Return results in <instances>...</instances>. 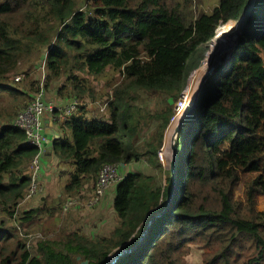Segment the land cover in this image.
Wrapping results in <instances>:
<instances>
[{"label": "trees", "instance_id": "1", "mask_svg": "<svg viewBox=\"0 0 264 264\" xmlns=\"http://www.w3.org/2000/svg\"><path fill=\"white\" fill-rule=\"evenodd\" d=\"M210 1L215 5L205 11ZM249 1L0 0V91L22 94L7 85H16L13 79L24 75L19 65L32 67L42 49L44 95L54 80L61 81L57 96L93 99L87 77L116 73L105 96L107 121L75 116L46 149L73 168L64 194L80 193L104 164L146 161L171 184L157 152L173 104L194 71L192 92L212 47L232 35ZM138 92L162 107L146 117L136 105ZM14 119L0 105V264H106L115 251L135 246L148 215L164 193L169 197L167 184L161 188L157 177L139 172L115 188L110 234L62 229L54 239L37 240L29 253L12 220L17 215L19 228L31 229L39 213L24 202L37 151L25 145ZM192 120L183 148L178 136L177 183L166 213L115 264H187L190 246L204 250L202 264H264V210H255L264 196V0H255L229 57L202 86ZM150 121L158 124L140 141ZM242 182L243 199L236 197Z\"/></svg>", "mask_w": 264, "mask_h": 264}, {"label": "rangeland", "instance_id": "2", "mask_svg": "<svg viewBox=\"0 0 264 264\" xmlns=\"http://www.w3.org/2000/svg\"><path fill=\"white\" fill-rule=\"evenodd\" d=\"M214 5H215V2L210 1L209 3H207L203 7V9L205 11H210ZM232 25L233 24H231V26ZM227 37L228 38L223 37L222 39L217 41L215 46H213L214 48L212 47V50H213L212 53L214 55L212 56V58L210 60H212L213 57L217 53H219L220 49L224 46V43L231 37V34H230V36H227ZM208 46H209V44H208ZM43 52H44V49L41 50V53L39 54V59H37L33 63L32 67H30L31 69L25 65H19V70L24 71V73H23L24 75H18L20 77L19 82L18 81L15 82L14 79H16V78L13 79V82H15L16 85L10 83V81H9L10 84L7 86L16 90L18 93H22V94L18 95L16 93H14V95H10L7 92L0 91V105L4 108V110L9 115H11V119H14L16 111L20 110V108H22L23 106H25L26 104L31 102L33 94L35 93L34 91H32V92L30 91L31 86L34 89H38L40 87V85H42L43 88L45 87V84L47 82L46 81L47 74L45 72L43 74L40 68L37 69V66L39 65V62L41 60ZM209 58H210V56L207 58L206 62L203 64V68L199 71V76L197 78V82L196 83L194 82L195 84L193 85V90L191 92L192 98L195 95L196 90H197L203 76L206 74L207 70L209 69V66L211 63ZM25 72H29V73L27 75H25ZM193 73H194V71L190 73V75L187 79L186 86H188L189 79L193 75ZM18 76H16V77H18ZM114 76H116V73L108 70L101 76L87 77L88 85L93 90V99L84 98V99H79V100H84L87 102H94L97 104L98 107H102L106 103L107 99L105 98V96L107 95L108 86L112 83V81H113L112 79ZM60 82L61 81H54L53 80V81H51V83L48 84L47 90H46L47 93L45 94L46 100L55 99V100L63 103L67 100L69 101L72 98L73 99L76 98V97L68 96L67 94H64V93H62L61 95L64 94L65 96H61V95L57 96L58 95L57 89L59 88L58 86H59ZM57 83H58V85H57ZM136 105L144 111L143 112L141 110L145 114L146 117H148V114H150V113L154 112L155 110L162 107L160 101L149 100L148 97L146 96V94H144L143 92L137 93ZM103 114L104 113L99 114L97 111H94L93 115H91L90 117H92V118L94 117L95 119L107 121V118L101 116ZM99 116H101V118H97ZM191 120H192V118L188 122H186L184 124V126L181 127L179 130L178 136L182 137V139H181L182 148L184 146V141L186 140V134L190 130V127L193 124V120L192 121ZM157 124H158V122H154V121L148 122L147 129H145L144 133H142L140 136V141H145L147 138V135L155 129ZM166 130H167V128L164 131L163 139H166V141H168V133L166 134ZM173 135H174V139H175V144H177L178 143V136L175 137L176 134L173 133L171 135V138H173ZM171 138H170V141H171ZM124 142L128 143V139H124ZM141 162H146V161H141ZM146 164H147V162H146ZM146 164L141 163L140 164V170H143L144 174L148 173L154 177H157V179L160 181V187L163 188L164 187L163 186L164 176L162 174L160 175L156 168L151 169L148 167L149 165H146ZM54 167H55V170L52 171V175H51L52 181L48 184V186L46 188L48 200H47V198L44 197V194L36 197V199H38L40 202L39 206H38L39 208H37V209H40L39 213L34 218V222H33L31 229L20 228V230L23 233L28 231L31 233L39 232V233H42L43 235H50V236L53 235L51 237V239H54L56 237V235L62 229H66L67 231H79V233L81 235H85L86 237L100 238L102 236L110 234L112 232V227H114L116 225L115 214L113 212H111L110 209L104 210V215H105L104 218L100 215L97 218L94 217V220L91 222H90L91 219L89 218V216H96V215H98L99 212L97 213L95 211H91V212L83 211L81 213H78V215L77 214H71V215H63L62 214L61 207H62L64 201L67 198H70V197H73L76 195H79L82 198H85V195L91 191L93 182L87 183V186L84 187V189L82 190V194L77 193L73 196H67L66 194H64L62 189L61 190L59 189V187L64 185V182L67 181L66 176H64L63 173L60 175V173L58 171V165H56ZM66 168H67V166H66ZM71 168L70 169H69V167L67 168L68 172H73V168H72V170H71ZM26 173H27V171H26ZM125 175L126 174H124V176ZM151 175H148V176H151ZM168 182H171V184L170 183L168 184L166 182V184H167L166 189H167V191H169V196H170V191L172 189L171 176H170V181L168 180ZM55 183H57V186ZM58 194L60 197L57 196ZM244 195H245V189H244L243 182H242L236 188V197L243 199ZM50 199H53L52 202ZM167 201H168L167 196L165 197V193H164L163 194V202L161 203L159 209L151 212L148 215L149 218L152 215L161 213L165 209L164 206H165ZM26 207H29V205H27ZM26 207L20 208L21 211H23ZM255 210H258V211L264 210V196H259L256 198ZM70 219L73 220L72 223L70 222L71 221ZM147 224L148 223H146V227H147ZM8 227L12 228L11 224H9ZM8 227H7V229H9ZM146 227L139 234L137 242L139 241L141 234H143L145 232ZM2 230L6 231V230H4V228H2ZM91 230L96 231V234L95 235L94 234L89 235ZM84 231H85V233H84ZM0 232H1V230H0ZM43 232H49V233L44 234ZM17 235H18V233H17ZM18 237H20V236L18 235ZM36 242H37L36 240L32 242V247L29 249V251H30L29 253L32 252L33 247H34ZM115 253H117V251H115ZM203 253H204V250L202 248H199L197 246H190V252L185 257L186 263L187 264H202Z\"/></svg>", "mask_w": 264, "mask_h": 264}, {"label": "built area", "instance_id": "3", "mask_svg": "<svg viewBox=\"0 0 264 264\" xmlns=\"http://www.w3.org/2000/svg\"><path fill=\"white\" fill-rule=\"evenodd\" d=\"M45 60L46 51L43 52L37 69L40 68L42 73L45 72ZM20 77H16L15 81H19ZM188 86L179 93L178 98L173 104L172 114L167 124L166 134L168 133V141L163 139L162 146L157 152V160L165 170L168 167L170 160V138L184 116L187 108L191 102V93ZM43 88L40 85L38 91L33 94L31 102L26 104L23 108L18 110L15 119L12 121V126L21 130L25 135V145L33 147L37 153L31 159L28 166L27 174L30 177V186L24 197L25 201H31L36 199L42 194V189L39 182V176L42 169V156L44 154V143L46 138L44 137V117H48L49 121L61 128V126L71 121L81 109L96 105L94 102H87L79 100L78 98H72L64 104H59V101L46 100ZM98 107V106H97ZM100 112L106 109V103L102 107H98ZM178 134L175 136L177 137ZM124 175L122 168L119 164H104L97 172L92 184L91 191L82 198L79 195L67 198L61 208L63 215H68L70 212H91L98 209L102 201L106 198L108 192L115 189L116 186L123 180ZM164 181V179H163ZM163 185L165 183L163 182ZM79 194H82L80 192ZM17 215L12 220V225L24 236L26 239V249L32 247V242L37 240L51 239L50 235H43L42 233H31L28 235L23 234L20 230L17 222ZM47 234V233H44Z\"/></svg>", "mask_w": 264, "mask_h": 264}, {"label": "water", "instance_id": "4", "mask_svg": "<svg viewBox=\"0 0 264 264\" xmlns=\"http://www.w3.org/2000/svg\"><path fill=\"white\" fill-rule=\"evenodd\" d=\"M254 3H255V0L249 1L242 17L240 18V20L236 24L234 31H233L228 43L211 60L209 69L207 70L206 74L203 76V78H202V80H201V82H200V84L196 90L195 95L193 96V98L191 97L190 105L187 108L186 112L184 113L183 118L181 119V121L179 122V124L175 130L176 135L179 133L180 128L193 117V115L196 111V108H197L198 96H199V93L201 91L203 84L213 75L214 71L218 68V66L222 63V61L226 60L229 57V54L232 52V50L236 44V41H237V39H238V37H239L243 27H244V24H245L249 14H250V12L252 11ZM45 122H46V126L44 129V137L46 138V141L44 143V148L49 149L52 147L54 141H56L59 136H58V133L51 128L52 124L50 123V121H45ZM45 122H44V124H45ZM170 151H171V156H170V160L168 162L167 169L170 172L171 181H172V189L170 191V196H169L168 201L166 203L165 209L161 213L152 215L149 218L145 232L143 234H141L139 241L135 244V246L130 247V248L121 249V250L117 251V253H115L114 255L109 257V261L106 264H115L116 261L120 257L128 255L131 252H133L139 246V243H141L143 241V238L144 237L146 238L147 235L150 233L153 223L157 219H159L162 215H164L166 213V211L170 205L172 196L175 192L176 183H177V181H176L177 153H176V144H175L174 136L170 141ZM121 166H124V165H121ZM77 260H78V258H77ZM81 264H87V262L84 261Z\"/></svg>", "mask_w": 264, "mask_h": 264}, {"label": "crops", "instance_id": "5", "mask_svg": "<svg viewBox=\"0 0 264 264\" xmlns=\"http://www.w3.org/2000/svg\"><path fill=\"white\" fill-rule=\"evenodd\" d=\"M55 101H57V100H55ZM67 101H65V102H67ZM65 102L61 103L59 101V104H64ZM81 111L82 112H79L77 114V116H79L81 118H84V119H93L94 117L92 118L90 116L93 115V112L94 111H97L99 114L104 113L101 116L105 117L104 115H105V111L106 110L100 112V109L96 105H93V106H90V107H86V108H84ZM101 116H99L97 118H101ZM45 121H49V118L48 117H44V122ZM45 126H46V122L44 124V127ZM51 128L58 133V136H59L58 139L65 133V132H61V129L58 126H56V125H53L52 124ZM141 163L146 164V162L139 161V162H135V163L129 164L127 166H125V165L122 166L121 168H122L123 175L124 174L127 175V174H130V173H137V172L143 173V170H140V164ZM56 165H58V171H59L60 175L63 173L64 176H66V179L68 180L69 174L71 173V172H68V169H67L68 167L66 168V165L62 164L61 161L54 154H52V153L50 154V153H48V151H45V153L42 156V169H41V173H40V176H39V182H40V186H41V189H42V194H44V197L45 198H47V196H48L47 193H46V188H47L48 184L52 181V176L51 175H52V171L55 170V167L54 166H56ZM146 165H148V164H146ZM148 167L151 168V169L154 168V167H151V166H148ZM70 168L71 167H69V169ZM71 170H72V168H71ZM145 175H151V174L145 173ZM65 183L66 182H64V185H65ZM55 184L57 186V183H55ZM64 185L60 186L59 189L60 190L61 189L63 190ZM86 186H87V184L84 187H86ZM57 196L60 197L59 194ZM114 198H115V189H112V190H110L108 192L106 198L102 201V203L100 204V206L98 207V209L95 210V212H97V213L99 212L98 215H96V216H89V218L91 219L90 222L94 220V217L97 218L100 215L104 218V216H105L104 215V210L105 209H107V210L110 209L111 212L114 213L113 207H112ZM47 200H48V198H47ZM50 200L52 202L53 199H50ZM39 203L40 202H39L38 199L29 201L27 203V205H29V207L27 208V210H34V209L39 208L38 207L39 206ZM79 213H81V212H79ZM71 214H77L78 215V212H73L72 211L68 215H71ZM115 217H116V215H115ZM72 221L73 220H71L70 222L72 223ZM116 221H117V218H116ZM84 233H85V231H84ZM91 234H94L95 235L96 234V231L91 230L89 235H91Z\"/></svg>", "mask_w": 264, "mask_h": 264}, {"label": "bare ground", "instance_id": "6", "mask_svg": "<svg viewBox=\"0 0 264 264\" xmlns=\"http://www.w3.org/2000/svg\"><path fill=\"white\" fill-rule=\"evenodd\" d=\"M218 29H219V27L217 28L216 31H218ZM216 34H217V33H215V35H216ZM229 39H230V38H229ZM229 39L224 43V46L228 43ZM212 41H213V40H212ZM212 41H211V42H212ZM211 42H210V43H211ZM224 46H223V47H224ZM223 47H222V48H223ZM222 48L220 49V51L222 50ZM220 51H219V52H220ZM209 54H210V53H209V50H208L206 56H209ZM213 55H214V54L211 53L209 60L212 58ZM205 58H206V57H205ZM210 61H211V60H210ZM173 136H174V135H173ZM171 139H172V138H171Z\"/></svg>", "mask_w": 264, "mask_h": 264}, {"label": "clouds", "instance_id": "7", "mask_svg": "<svg viewBox=\"0 0 264 264\" xmlns=\"http://www.w3.org/2000/svg\"><path fill=\"white\" fill-rule=\"evenodd\" d=\"M206 57V56H205ZM205 60V59H204ZM204 62V61H203ZM203 64V63H202ZM77 116V115H76ZM75 117V116H74ZM70 122V121H69ZM68 123V122H67ZM44 129H45V127H44ZM179 134V133H178ZM45 151H46V149L44 148V153H45ZM122 167V166H121ZM166 170H168V169H166ZM164 179V178H163ZM164 183H165V180H164ZM164 186V185H163ZM35 200V199H34Z\"/></svg>", "mask_w": 264, "mask_h": 264}]
</instances>
